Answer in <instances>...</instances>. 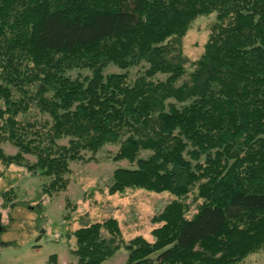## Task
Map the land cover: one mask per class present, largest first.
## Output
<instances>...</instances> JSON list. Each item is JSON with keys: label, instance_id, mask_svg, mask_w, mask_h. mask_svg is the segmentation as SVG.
<instances>
[{"label": "trees", "instance_id": "obj_1", "mask_svg": "<svg viewBox=\"0 0 264 264\" xmlns=\"http://www.w3.org/2000/svg\"><path fill=\"white\" fill-rule=\"evenodd\" d=\"M212 12L189 71L182 38ZM110 63L125 72L105 74ZM0 103V138L17 148L0 160L49 177L46 192L66 189L72 161L120 143L115 159L137 167H118L110 193L177 197L153 217V242L125 241L116 218L75 230L79 264L121 247L125 264H241L264 246V0H0Z\"/></svg>", "mask_w": 264, "mask_h": 264}, {"label": "rangeland", "instance_id": "obj_2", "mask_svg": "<svg viewBox=\"0 0 264 264\" xmlns=\"http://www.w3.org/2000/svg\"><path fill=\"white\" fill-rule=\"evenodd\" d=\"M216 17V12L198 16L182 38L189 71L193 70L191 62L204 52ZM147 67L148 63L143 60L128 71L136 78ZM104 72L125 70L110 63ZM67 74L75 78L91 76V71L73 68ZM157 77L165 79L166 75L158 73ZM120 145L107 143L96 153L86 152L83 160L72 161L70 172L65 175L67 187L57 192H46L49 177L33 174L24 165H6L0 160V264H79L73 252L77 247L74 231L109 218L118 220L125 241L141 235L153 242L152 231L161 225L153 222V217L177 197L167 191L136 187L110 193L118 167H137L136 162L115 159ZM0 146L6 153L17 152L11 142L1 138ZM150 154L151 151H141L140 157ZM27 157L34 160L32 156ZM195 187L183 198L188 206L187 218L198 211L203 201L197 198ZM127 256L128 250L121 247L102 264H125ZM241 264H264V246L247 255Z\"/></svg>", "mask_w": 264, "mask_h": 264}]
</instances>
